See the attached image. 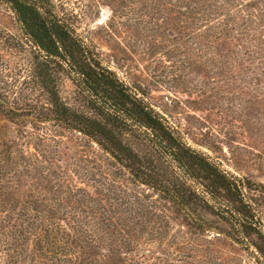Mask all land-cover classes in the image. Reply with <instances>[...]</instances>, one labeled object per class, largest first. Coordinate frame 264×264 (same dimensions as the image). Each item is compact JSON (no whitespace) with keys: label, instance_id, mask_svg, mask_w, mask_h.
I'll use <instances>...</instances> for the list:
<instances>
[{"label":"rangeland","instance_id":"obj_1","mask_svg":"<svg viewBox=\"0 0 264 264\" xmlns=\"http://www.w3.org/2000/svg\"><path fill=\"white\" fill-rule=\"evenodd\" d=\"M51 2L98 68L234 180L255 231L247 236L208 208L195 225L168 198L172 188L190 189L220 211L230 202L214 203L172 158L106 121L76 78L52 64L59 99L101 121L137 154L139 174L60 122L42 85V58L0 3V264L10 260L7 254L19 264H54L62 256L66 239L54 241L57 251L51 240L37 244L26 235L23 247L4 238H21L34 214L47 208L60 210L55 219L63 226L100 227L104 242L81 252L98 245L97 257L90 255L106 256L101 264H264V0ZM69 248L71 257L80 254Z\"/></svg>","mask_w":264,"mask_h":264},{"label":"trees","instance_id":"obj_2","mask_svg":"<svg viewBox=\"0 0 264 264\" xmlns=\"http://www.w3.org/2000/svg\"><path fill=\"white\" fill-rule=\"evenodd\" d=\"M0 3L7 6L13 14L15 22L19 24L25 39L37 51V57L42 58V68H44L43 76L41 75L42 85L50 97L52 111L60 122L93 138L103 150L109 152L119 161L125 162V165L133 170L135 176L139 174L140 160L137 154L123 145L120 139L101 121L72 111L59 99L51 73L52 64L56 65L57 70L61 69V71H65L68 75L76 78L77 83L75 85L86 92L93 109L97 114L105 117L106 121L108 120L124 130H134L153 147L172 158L171 161L174 166L203 183L206 193L213 201L215 200L214 203L223 204V202L221 203L222 200L230 202V206L226 205L224 210L220 211L221 207L210 205L200 194H196L190 189L172 188L168 192V198L181 208L195 225H202L199 212L208 208L223 217L226 214L225 220L235 226L237 224L247 236L250 235V231H255L252 223L248 220L250 208L244 204L234 180L218 170L204 157L185 147L160 116L130 94L111 72L98 68L81 42L52 13L51 0H0ZM167 163L170 165L168 161ZM147 179L154 186L160 183L154 176H147ZM191 205H195L194 210H191ZM195 207L199 210L196 211ZM57 213L59 214L60 210L54 208H47L43 212L38 211L34 214L29 230L23 231L21 238L16 237L13 233L11 236L5 234L4 238L13 239L17 245L23 247L26 235L32 237L33 242L37 244L44 240H51L57 245V251H60L61 247L54 241L66 239L67 249L64 250L62 256H56L50 260L54 264H101L100 261L105 262L106 256L102 255V259H99L92 258L90 255L93 253L94 257H97L95 249H100L98 245H92L87 249L89 252H85L86 254L81 252L82 248L85 250L88 243H93L94 240H97L98 243L104 242L100 227L92 225L89 228H84L82 225H75L70 222L66 223L67 226H63L61 222H57L55 219ZM60 215L68 217L69 221L73 220L64 211ZM69 245L80 250V254L71 257L70 255L73 253H71L72 250ZM23 250L24 253L22 251L19 257L25 261V255L28 251L26 248ZM6 256L12 260L11 256L8 254ZM10 260H5L3 264L20 263V260Z\"/></svg>","mask_w":264,"mask_h":264}]
</instances>
